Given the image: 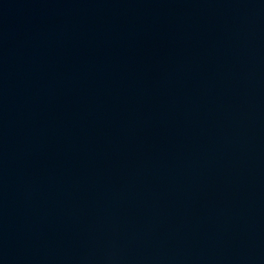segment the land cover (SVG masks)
<instances>
[{
	"label": "water",
	"instance_id": "1",
	"mask_svg": "<svg viewBox=\"0 0 264 264\" xmlns=\"http://www.w3.org/2000/svg\"><path fill=\"white\" fill-rule=\"evenodd\" d=\"M0 264H264V0H0Z\"/></svg>",
	"mask_w": 264,
	"mask_h": 264
}]
</instances>
